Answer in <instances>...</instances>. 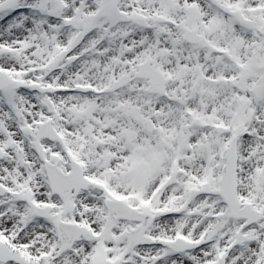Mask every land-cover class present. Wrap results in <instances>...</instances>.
I'll return each mask as SVG.
<instances>
[{"label":"snow or ice","instance_id":"obj_1","mask_svg":"<svg viewBox=\"0 0 264 264\" xmlns=\"http://www.w3.org/2000/svg\"><path fill=\"white\" fill-rule=\"evenodd\" d=\"M0 264H264V0H0Z\"/></svg>","mask_w":264,"mask_h":264}]
</instances>
